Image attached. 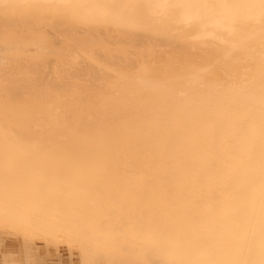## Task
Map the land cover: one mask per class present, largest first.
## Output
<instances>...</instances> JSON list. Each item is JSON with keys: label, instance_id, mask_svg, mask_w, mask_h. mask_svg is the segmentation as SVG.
Here are the masks:
<instances>
[{"label": "bare ground", "instance_id": "obj_1", "mask_svg": "<svg viewBox=\"0 0 264 264\" xmlns=\"http://www.w3.org/2000/svg\"><path fill=\"white\" fill-rule=\"evenodd\" d=\"M0 264H264V0H0Z\"/></svg>", "mask_w": 264, "mask_h": 264}]
</instances>
